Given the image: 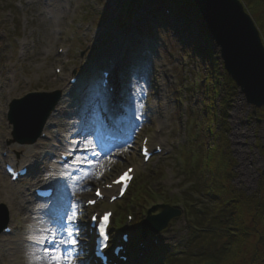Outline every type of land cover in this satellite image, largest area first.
<instances>
[{
    "label": "rangeland",
    "instance_id": "374dc122",
    "mask_svg": "<svg viewBox=\"0 0 264 264\" xmlns=\"http://www.w3.org/2000/svg\"><path fill=\"white\" fill-rule=\"evenodd\" d=\"M182 1L187 6L189 15L193 13V8L197 10L194 4H187L193 0ZM241 1L259 30L264 44V26L260 22V16H263L262 10L260 9L259 14L254 13L252 8L248 6L249 0ZM148 3L149 0H51L48 4H44L42 0H0V34L3 36L0 40V54L3 58L0 63V86L5 85L4 90L2 89L0 92L2 130L5 129L6 123L3 111H8V106L12 101L22 99L34 92L53 93L61 91L60 89L63 88L64 84L57 81L54 73L55 67H62L64 75L73 72L79 75L87 74V66L92 57L96 56L99 58L98 61L101 59L103 62L108 53H113L115 58L122 62L120 97L124 101L128 117L137 120L130 146L118 152L115 159L113 156L106 159L102 166L94 171L93 177L81 179L82 173L90 172L85 168L86 162L79 165L78 170L76 161L61 169L60 172L47 170L48 167L55 164L56 157L60 153L52 146L55 142H52L42 153L44 175H37L34 179L27 180L19 189L22 190L26 185L34 184L37 186L39 182L41 183L38 187H41L44 182L59 173L57 176L61 177L60 184L63 188L71 185V183L77 184L79 192L75 196H78L77 200H79L88 197L91 192V189L85 190L84 185L91 186L95 182H108L113 177V172L118 175L128 167L127 161L138 166L141 165L138 157V145L143 136L151 137L154 135V142H164V148L170 151L168 156L156 158L145 169H139L135 182L139 184L141 181L142 183L141 197L134 201L124 199L115 205L116 215L113 227L118 229L122 225L121 221L123 223L125 221V219L118 217V213L123 207L136 216L137 212L133 209L138 206L139 217L143 218L147 206L156 201L162 202L163 199L160 198L162 196L164 200L166 198L169 205L175 206L176 203H180L187 209L182 199L188 194V198H194L199 202V205L209 210L210 203L215 201L210 199L206 192L216 193L218 203L221 199L223 202L229 201L233 197L231 193L233 189L245 196H251L257 191L260 175L264 173V110L249 106L244 96L240 95L237 89H231L229 77L219 60V51L211 39L207 44L195 32L188 35L187 32L185 33V28L178 31L173 25L165 23L164 17L158 18L162 20L158 22L157 17L149 14L147 29L140 31L138 26L135 28V23L139 25L141 20L144 21L142 17H139L138 11L141 9L149 10ZM108 5L110 9H108ZM59 8L62 11H57ZM50 11H53L51 16L48 14ZM60 12L63 13V18L57 19ZM119 21L125 22V24H120L121 27H119L117 25ZM58 22L60 27L57 25ZM128 24L131 26L124 28ZM111 27V31H114L115 28L121 30L120 34L117 35L121 42L119 46L114 43L115 40H112L113 35L109 38L106 35ZM122 33H126L125 36H122ZM142 34L150 35L156 41L158 45L156 50L141 45L139 37ZM23 43L27 44L25 50L21 47ZM58 46H64L70 50L67 59H62L57 55ZM23 51L27 54L21 58L20 54ZM45 53H50V55L46 56ZM6 69H10L8 72L12 73L15 88L7 84L6 78L10 73H6ZM162 70L163 73L161 74ZM165 73L170 75V82L164 80ZM94 79V75H91L90 84L85 85L88 87L87 97H83V93L79 92L71 101L60 104L64 115L56 119L64 135L68 152L70 155L76 153V158L87 156L86 152L80 151L83 143L86 142L85 138L91 140V135L86 137L87 129L91 130L90 133L96 132L103 120V116L96 106L97 102L89 98L90 88L96 85ZM161 82L167 91L169 103L168 117L165 121L161 120L157 114V106L160 100L157 84ZM209 83L218 84L215 95L210 94V90L208 91ZM83 89L81 88L82 91ZM197 97L199 101L194 100ZM209 99L212 100L211 103ZM220 99H223L226 106L223 110L219 104ZM227 99H229L228 103L226 102ZM185 106H187V111H185ZM207 107H210L211 113L216 114L215 125L207 124ZM89 116L95 122L93 127L86 126ZM209 127L212 134H208L206 138L204 133L206 134ZM155 128L162 129L161 135L154 133ZM219 131L221 133L225 131L220 139L217 138ZM9 141H13L12 136ZM205 144L207 146L215 144L216 152L221 151L222 153L214 158V163H209L213 170H218L219 166L224 163L227 175L225 176L226 179L220 182L222 189L209 185L211 175L207 176L208 169L204 163L201 174L196 172L195 177L188 174L190 166L197 161L196 157H199L196 153L201 155ZM10 147L14 149L12 157L14 160H18L17 163L27 162V157L21 158L19 153L15 151V148H23L22 146L11 143ZM217 147L219 148L217 149ZM191 153L194 157L189 160L186 155ZM109 166L113 167L112 171H108ZM200 176H204L203 183ZM195 181L202 185V188L198 190H202L203 195L189 194V190L194 188ZM143 190L152 191L155 194L147 196ZM56 197L58 200L59 192H56ZM1 199L4 201L3 197ZM75 199L71 197L69 200L71 205L64 212L67 213L66 216L70 215L73 211V205L75 206V224H69L66 216L63 222L60 221L61 223H59L57 218H54V222L62 224L64 227H72L74 230L79 229V239L75 251L79 252L80 255L75 264L81 262L87 264L89 239L86 238L85 229L89 213L83 208V204L76 202ZM28 202L29 200L25 202L26 207L32 210L33 207L28 205ZM3 203L0 201V205ZM26 214L27 216L19 215V218H16L12 223L13 226L19 227L12 242L18 244L16 253L12 250L7 253L6 258L0 255V264H27L23 260V252H28L29 248H42V257H44V247H52V245L41 246L35 243L34 239H30V237L35 238L37 234L34 233L29 219L30 212L27 211ZM136 219L138 220V218ZM249 219V217L246 218L247 223H249ZM191 225H194V221L189 217L186 210L177 220H173L169 224L166 229L168 231L150 234V236L161 240L164 245L163 251H167L172 256H177L178 253L184 251L189 238L192 240L195 237L191 233ZM261 232L264 233V228H261ZM226 233H220L219 238H216L218 248L227 243ZM250 234L244 238L242 254L235 264H254L251 259L258 238L253 235L252 230H250ZM61 235L66 237L64 232ZM5 240L7 241V239ZM8 242L10 243V241ZM213 243L215 244V241ZM258 245L260 252L263 251L264 242H258ZM24 247H27L28 250L24 251ZM188 249L190 253L192 246ZM193 252H197V248ZM184 258L178 257L182 260ZM192 262L190 260L188 264H192ZM35 264H46V262Z\"/></svg>",
    "mask_w": 264,
    "mask_h": 264
},
{
    "label": "water",
    "instance_id": "95a60500",
    "mask_svg": "<svg viewBox=\"0 0 264 264\" xmlns=\"http://www.w3.org/2000/svg\"><path fill=\"white\" fill-rule=\"evenodd\" d=\"M194 1L204 16L215 45L220 50L227 74L240 89L248 105L257 109L264 108V44L252 18L245 13L239 0ZM32 98L30 96L20 104L28 103L26 101L29 100L35 103ZM41 100L42 102L39 100V103L26 110L13 109L11 112L15 132L23 134L25 130L32 134L30 143L39 136L49 112V108L44 106L52 105V99L46 95ZM20 110L24 112V116L19 118ZM178 215L179 213L165 208L158 218L159 229L165 228L168 222ZM3 227L4 225L0 226V231Z\"/></svg>",
    "mask_w": 264,
    "mask_h": 264
},
{
    "label": "trees",
    "instance_id": "16d2710c",
    "mask_svg": "<svg viewBox=\"0 0 264 264\" xmlns=\"http://www.w3.org/2000/svg\"><path fill=\"white\" fill-rule=\"evenodd\" d=\"M248 3L254 13L262 10L263 16H260V22L264 26V0H249ZM229 82L234 85L231 80ZM206 153H208L206 160L209 166L208 170L211 171L212 184L215 188L216 186L221 188L220 182L224 181L227 175L224 163L219 166L218 170H213L209 163H214V158L222 153L221 151L217 153L214 147L210 151L206 150ZM200 187L202 188V185ZM232 191L233 197L227 202H223L221 199L219 203L218 201L211 202L209 210L205 209L201 213L196 210L191 211L197 219V226L202 228L203 234L195 239L191 252L186 254L183 260L169 259L168 264H188L190 260L193 261L192 264H235L242 254L244 238L251 235L250 230L258 238L251 262L264 264V250L260 252L258 245V242H264V233L261 232V228H264V174L260 175L258 189L253 195L245 196L235 189ZM247 217L250 218L249 223H247ZM226 231L228 232L226 233ZM223 232L227 234V243L218 248L216 238H219L220 233ZM196 248L197 252H193Z\"/></svg>",
    "mask_w": 264,
    "mask_h": 264
},
{
    "label": "bare ground",
    "instance_id": "6f19581e",
    "mask_svg": "<svg viewBox=\"0 0 264 264\" xmlns=\"http://www.w3.org/2000/svg\"><path fill=\"white\" fill-rule=\"evenodd\" d=\"M51 2V1H50ZM59 7V6H58ZM57 11H62L61 8L57 9ZM53 13V11H50L48 14L51 16ZM63 13L60 12V14L57 16V19L58 18H63ZM58 27H60V23L58 22L57 23ZM25 55V53H24ZM23 55V56H24ZM46 56H49L50 53H45ZM15 80L13 78H7V83L8 84H11L10 86L15 88L16 85H12V83H14ZM61 111V107H57L56 108V112H60ZM52 117H55L52 115ZM87 122H86V126H90V127H93L95 122L93 120L92 117H88L87 118ZM53 120V118L48 122V123H51ZM91 130L87 129V131L85 132L86 134H89ZM48 133V131L46 130L45 131V135ZM53 132H50V135H52ZM7 136H10L11 133L9 131H5L2 130L1 128V122H0V145L3 143L5 137ZM39 146L37 147H33L30 149V147H23V148H15V151L19 153L20 157L21 158H26L27 155H29L31 153L30 150H42L43 148L46 150L47 147H48V143H44V142H41V143H38ZM54 147H56L58 150H62V152H66L63 150L64 147H60V146H55L53 145ZM101 162H99V165L101 167ZM99 167V168H100ZM99 168H96V169H99ZM96 169H93L92 172H94ZM47 170H60L59 167H57L56 165H52L50 167H48ZM41 176L44 175V172L41 171ZM94 176V175H93ZM92 176V177H93ZM56 186L60 189V183L59 182H56ZM64 192L61 193L62 194V199H61V208L60 209H57L56 213L55 211L54 212H48V214L46 213L47 211L46 210H42V207L40 205H38L36 208H35V212L34 213H37V216L38 217H33V216H30L29 219H30V222L33 226V231L35 234H37L35 236V239H38L39 237H41L42 235H46L47 233H45L43 230L45 228H57V227H60L61 225L59 223H56L54 222V220H52L51 218L52 217H57L58 214H66L64 212H66L68 209L67 207H69V200L71 199V197H73L75 194L77 195V193L79 192V189L77 187V184H74V183H71V185L67 186L66 188L63 189ZM1 197H3L4 201H2ZM77 198V197H76ZM0 201L1 202H8L9 206H8V210L10 211V213L13 215V219L14 218H19V215H24V216H27L26 212L28 209V207H26V204L25 202L28 201V199L26 198V193L23 192L22 190H19L18 188H15L13 187L12 185H10L8 182L5 183V176H3L1 173H0ZM12 211V212H11ZM62 217L61 216H58V218ZM25 218V217H24ZM60 220V219H59ZM1 242L3 241V237H1ZM9 242L5 243L4 245H2L1 247V252L3 253V258H6L7 256V253L11 252L12 250L14 251V253H16L17 251V246L18 244L16 245V243H12L13 242V238H10L8 239ZM20 244V243H19ZM21 246V245H20ZM15 247V248H14ZM27 249V247H24V251ZM28 250V249H27ZM42 249L40 248H29L28 252H21L22 253V257H23V260L27 263V264H35V263H39V262H46V259L44 257H42V254L43 252L41 251ZM6 254V255H5Z\"/></svg>",
    "mask_w": 264,
    "mask_h": 264
},
{
    "label": "snow or ice",
    "instance_id": "6c2138e0",
    "mask_svg": "<svg viewBox=\"0 0 264 264\" xmlns=\"http://www.w3.org/2000/svg\"><path fill=\"white\" fill-rule=\"evenodd\" d=\"M137 119H139V116H137ZM85 141L86 142L83 143V147L80 149V151L91 153L93 156H99L100 153L95 150V145L93 142L91 140H87V138H85ZM145 155H147V153H145ZM85 162H87V167L90 169H96L100 167L98 162L90 161L88 156H83L76 158L75 163L77 165V170L79 169V165ZM129 171H131V169H129ZM93 175L94 172L82 173L81 179L91 178ZM126 177L127 173H125L124 176L114 183H121ZM96 194L97 196L100 195L99 190H97ZM90 203H94V201H90ZM74 209L75 206L73 205L72 213L67 216V221L69 224H75L76 212ZM63 219L64 217H60L61 221H63ZM107 220L108 215L106 214L98 225L100 244L105 247L108 239L105 231ZM92 221H96L95 216L92 217ZM43 231L47 234L42 235L38 239L32 237H30V239H34V242L40 244L41 246L52 245L51 248L44 247V258L46 259V264H75V261L80 255L79 252L75 251L79 239V229L76 228L74 230L72 227H64L61 224L60 227L54 229L45 228ZM62 232L66 233V237L61 235ZM96 252L98 256L103 255L99 247L97 248ZM81 264H84V262H81Z\"/></svg>",
    "mask_w": 264,
    "mask_h": 264
}]
</instances>
